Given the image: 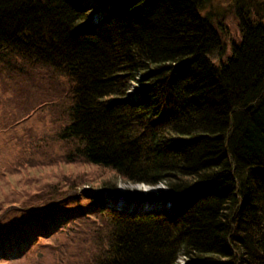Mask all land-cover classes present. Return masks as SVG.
<instances>
[{
  "label": "trees",
  "instance_id": "16d2710c",
  "mask_svg": "<svg viewBox=\"0 0 264 264\" xmlns=\"http://www.w3.org/2000/svg\"><path fill=\"white\" fill-rule=\"evenodd\" d=\"M208 1L108 0L93 19L80 0H0L1 77L30 101L45 85L61 112L60 152L35 150L39 176L15 166L1 183L0 223L99 203L51 233V264H264V9L236 7L228 50ZM119 180L162 183L160 205H110Z\"/></svg>",
  "mask_w": 264,
  "mask_h": 264
},
{
  "label": "rangeland",
  "instance_id": "374dc122",
  "mask_svg": "<svg viewBox=\"0 0 264 264\" xmlns=\"http://www.w3.org/2000/svg\"><path fill=\"white\" fill-rule=\"evenodd\" d=\"M91 11V17L96 19L102 15L108 0H80ZM252 2L251 0H209L206 9L214 11L222 23V27L227 32L224 40L229 43L228 50L232 40L239 39L238 18L236 15V7H243V4ZM264 0H253V15L261 13L260 8L264 9ZM1 63V62H0ZM40 73V72H39ZM10 76L9 74H7ZM37 75V73H36ZM35 81L36 78H34ZM25 83V81H24ZM38 83V81H37ZM61 83V82H60ZM43 86L42 97L35 101L27 97V93L23 89V85H15L14 81L9 77L2 78L0 75V186L1 183L13 178L14 167L21 168L20 173H27L31 178L40 175L38 170L32 166L40 163L44 158L43 155L35 153V150H50L60 152L58 146L47 147L52 143V135L54 130L52 123L58 120V115H61L60 109L48 104L47 99H43L48 92L45 85ZM137 88L136 83H133L129 94H134ZM46 89V91H45ZM58 93L54 90V94ZM14 96V97H12ZM55 100L58 97L54 96ZM11 115H29L28 118L22 119L18 123H14ZM13 125V126H12ZM29 166V163H32ZM27 163V164H26ZM163 184L148 185L145 183H130L118 181L116 189L103 190L105 201L112 206L120 205L126 201L128 207L133 205L135 212L148 209L149 207L159 206L162 201ZM165 187V186H164ZM7 188V187H6ZM87 188L86 186L84 189ZM8 189V188H7ZM7 193L8 190L4 189ZM10 191V190H9ZM11 192V191H10ZM96 200H88L81 198L78 201H67L57 206V214L50 217L46 221L39 219H31L26 226L22 225L18 214L15 212L7 215L0 223V231L3 232L0 238V264H33L30 262V255L36 247H40L41 258L39 263L51 264L52 258V243L46 245L51 233L67 224L70 220H74L84 214H91L98 206ZM125 207V206H124ZM127 207V206H126ZM127 207V208H128ZM22 225V234L5 235L8 233L7 227H15ZM41 236V237H40ZM62 237V234L60 235ZM52 239V238H50ZM32 256V257H33ZM176 264H187V259L180 256Z\"/></svg>",
  "mask_w": 264,
  "mask_h": 264
}]
</instances>
